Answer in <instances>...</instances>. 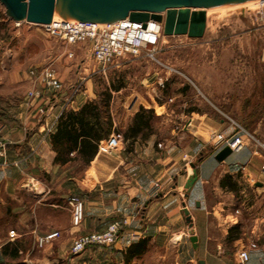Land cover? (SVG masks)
<instances>
[{"label":"crops","instance_id":"obj_1","mask_svg":"<svg viewBox=\"0 0 264 264\" xmlns=\"http://www.w3.org/2000/svg\"><path fill=\"white\" fill-rule=\"evenodd\" d=\"M73 47L76 50L75 57L84 49L90 53L86 43ZM66 56L59 54L56 48H51L49 52L40 51L37 59L31 61L35 68L52 65L56 69L63 86L54 90L35 84L29 74L31 69L27 72L26 67H23L27 63L22 64V59L16 61V55L10 56L8 67L3 66L5 63L1 64L0 140L6 143V151L4 157L0 156V209L4 210L5 215L18 213L21 224L30 218L34 220L31 229L23 227L19 235L27 231L34 236L55 230L61 231L62 236L66 233L81 235L101 232L111 222L127 218L128 225L114 247L90 257H97L104 262L102 264H110L112 257L122 256L141 237L167 235L171 231L169 227L181 224L183 216L187 222L185 210L188 209L195 229L193 234L198 237V244H202V251L206 254L204 264H238V252L236 263L221 254L210 252L214 249L211 243L215 235L210 215L215 214L220 220L222 216L217 210L221 209L222 218L227 223L223 231L225 240L229 230L239 225L241 238L230 243L239 251L243 247L249 248L256 241L258 247L250 249L247 264H264L263 158L260 153H256L254 142L255 139L264 141V134L260 136L257 130L252 129L255 123L237 125L233 120H217L198 109H187L177 115L184 119L186 127L178 133L172 131L171 135L178 139L173 142L165 137L163 130L175 114L172 103L182 94L172 92L174 84L170 80L171 74L158 78L155 73L148 79L154 81L145 85V94L136 93L132 97L131 104L126 106L127 115L122 116L114 109L115 93L121 92L123 88L114 92L112 103L114 126L118 132L124 135L142 107L154 111L150 131L146 129L145 135L138 137L131 151L127 147H120L112 157L98 153L84 170L87 179L81 181L70 174L75 164L60 166L55 163L56 152L52 148L51 134L57 131L58 120L64 110H78L97 96L88 69H83V76L74 78L71 56ZM23 82L29 84L24 96L19 91ZM34 88L40 90L41 95L30 102L27 94ZM39 107L45 109V116L39 115ZM155 119H160L161 128L156 127ZM220 133L242 136L248 145L239 153L233 152L222 162L216 159V155L224 147L211 145L210 152L203 156L206 135L210 138ZM124 144L127 145L123 141ZM239 167L245 168L249 178L255 176L256 179H252L250 184L254 195H246L241 203L235 205L233 197L236 187L233 180ZM195 173L197 179L189 185ZM210 182H215L216 192H226L232 196L231 202L226 205L227 209L223 207V201L214 203L207 199L206 186ZM156 183L160 184V191L152 197L150 191ZM72 185H79L87 191L88 211L86 213L85 203V218L80 227L73 226L71 217L59 221L54 213L60 205L58 201L49 199L64 197L63 194ZM42 206H49L50 209ZM215 245L221 251L222 243ZM55 254L50 248L42 254L30 247L26 249L25 260L20 264H58L59 259ZM83 257L84 254H73L70 262L93 264V260L91 262L89 259L79 261Z\"/></svg>","mask_w":264,"mask_h":264},{"label":"rangeland","instance_id":"obj_2","mask_svg":"<svg viewBox=\"0 0 264 264\" xmlns=\"http://www.w3.org/2000/svg\"><path fill=\"white\" fill-rule=\"evenodd\" d=\"M209 10L206 32L201 38L194 39L187 35H163L153 56L149 55V51L143 50L139 56L128 57L120 67H110L105 73L99 72L102 66L92 57L91 44L87 42L90 53H86L84 49L85 51H81L78 57H71V73H74V78H76V76L84 75L83 69H88L96 96L99 91L109 87L111 83L122 82L124 88L121 92L115 93L114 104L115 112L122 116L127 115L126 106L131 104V99L136 93L145 94V85L154 81V79L148 80L153 74L157 73L158 78L166 77L168 73L171 74L170 80L174 84L172 92L182 94L172 103L175 114L163 130L165 137L173 142L178 139L171 135L172 131L178 133L186 127L184 119L177 115L187 109H198L214 116L217 120L221 118L233 120L237 125L255 123L252 129L257 130L261 136L264 134V4L257 3L256 0H247L214 6ZM73 46L75 45H68L62 40L48 37L38 25L15 22L9 17L6 6L0 2V72H2V63H5L4 67H8L11 55H16V61L22 59V64L27 63L23 67H26L25 70L28 72L29 68L36 67L31 61L37 59L40 51L49 52L51 48H56L59 54L67 57L66 55L70 56L71 52L76 54ZM28 64L32 68L27 66ZM28 88L29 84L23 82L19 90L20 95L24 96ZM83 88L85 89V85ZM154 122L156 127H162L160 119H155ZM206 137L203 156L210 152L211 145H215L212 137L209 138L208 135ZM120 147L121 149L126 148L127 145L121 144ZM105 156L112 157L113 155L106 154ZM85 169L76 165L70 174L82 181L87 179ZM189 171H192L191 167ZM247 174L248 172L239 167L234 176L233 183L236 190L233 201L235 205L241 203L246 195H254L250 184L256 177L253 176L251 179ZM214 186L215 182H210L206 186L207 199L214 203L223 201V207L227 209L226 205L231 202L232 196L226 192H216ZM86 192V189L81 186L72 185L63 194L64 197L49 198L52 201H58L60 205L54 213L59 221L67 217L72 219L71 198L75 195L84 200L87 213ZM42 208L50 209L49 206H42ZM220 210H217V213L223 217V212ZM91 213L95 214V212ZM18 216V213L12 212L5 215L4 210L0 209V264L22 263L25 260L26 249L30 247L42 254L50 248L56 252L55 255L59 259L58 264H72L70 262L71 255H73L71 249L74 239L79 235L66 233L46 247L37 248L35 242L37 236L27 231L33 226L34 220L30 218L25 224H21ZM184 217L181 224H172L169 227L171 231L167 235L141 237L139 240L148 241V248L144 255L133 264H200V260H204L206 254L202 251V244H198L197 249H194L191 236L195 233V229L193 225L184 221ZM222 217L217 220L215 214L210 215V223L215 232L213 244L211 243L214 249L210 252L221 254L236 263L238 248L225 240L223 231L227 223ZM23 227H26L27 232L19 235ZM219 242L222 243L221 251H218L215 245ZM6 244H9L8 252L19 248L21 257L14 259L5 255L3 248ZM113 247L114 244L108 247H89L79 253L84 254L79 261L89 259L91 262L93 260V264H102L104 262L97 257L93 259L90 257H93L94 253H104ZM111 261L110 264H123V255L114 256Z\"/></svg>","mask_w":264,"mask_h":264},{"label":"built area","instance_id":"obj_3","mask_svg":"<svg viewBox=\"0 0 264 264\" xmlns=\"http://www.w3.org/2000/svg\"><path fill=\"white\" fill-rule=\"evenodd\" d=\"M261 2L264 0H260ZM263 3V2H262ZM44 33L51 38L59 39L68 45H77L80 43L91 44V52L94 60L101 65L99 72L105 73L110 67H120L122 62L128 57H137L143 50L149 51L153 56L157 47L160 45L163 37V23L150 20L146 26L143 23L132 22L128 18L116 22L100 23L92 21H74L62 17L53 18L49 24L38 25ZM73 53L70 56L73 57ZM30 77L35 84H39L47 90L60 89L63 85L59 81L57 71L52 65L42 68H32L29 71ZM41 91L37 88L30 90L27 98L30 102L38 99ZM39 115L45 116V109L39 107ZM246 135V134H245ZM217 148L229 146L234 153H239L247 145L248 141L242 136H226L224 134H213ZM255 139V138H254ZM124 141V135L121 132L112 133L108 139L103 140L98 145V153L113 154ZM256 153L262 155L261 172L264 174V142L257 139ZM6 143L0 140V156L4 157ZM245 171V168H242ZM160 191V184L156 183L150 191L153 197ZM72 224L74 227H80L85 218V202L79 196H72ZM128 225V219L123 218L111 222L108 227L101 232H92L81 234L74 239L72 245V254L76 255L85 251L89 247L101 246L108 247L115 244L125 226ZM61 231H49L36 237V247L44 248L47 245L60 239ZM257 242L254 241L251 246L243 247L238 251V264H247L250 260V249L257 248Z\"/></svg>","mask_w":264,"mask_h":264},{"label":"water","instance_id":"obj_4","mask_svg":"<svg viewBox=\"0 0 264 264\" xmlns=\"http://www.w3.org/2000/svg\"><path fill=\"white\" fill-rule=\"evenodd\" d=\"M247 0H0L15 22L35 25L49 24L55 15L74 21L100 23L129 19L146 26L150 20L163 23L164 36L187 35L201 38L207 28V9ZM233 152L229 146L221 149L216 159L224 161ZM197 179L196 173L189 185ZM186 220L192 226V216L185 210ZM194 249L198 237L191 236ZM200 264H204L201 260Z\"/></svg>","mask_w":264,"mask_h":264},{"label":"trees","instance_id":"obj_5","mask_svg":"<svg viewBox=\"0 0 264 264\" xmlns=\"http://www.w3.org/2000/svg\"><path fill=\"white\" fill-rule=\"evenodd\" d=\"M124 88L122 82L111 83L109 87L98 92L96 99L86 102L78 110H64L58 120L55 133L51 134L52 148L56 152L55 163L60 166L75 164L87 168L98 154V145L118 132L114 126L112 103L114 92ZM154 111L141 108L135 115L133 124L124 133V142L127 150L131 151L140 135H145V130L152 126ZM241 238L239 225L232 227L226 238L233 242ZM148 241L141 239L132 243L123 253V264H133L147 251ZM9 244L3 248L5 255L18 258L19 248L8 252ZM116 264V263H114Z\"/></svg>","mask_w":264,"mask_h":264},{"label":"bare ground","instance_id":"obj_6","mask_svg":"<svg viewBox=\"0 0 264 264\" xmlns=\"http://www.w3.org/2000/svg\"><path fill=\"white\" fill-rule=\"evenodd\" d=\"M250 1V0H249ZM256 2L257 3H260L261 1L260 0H256ZM263 2V4H264V1H262ZM237 6V5H236ZM234 7V6H233ZM230 8V7H229ZM237 8V7H236ZM219 9V8H218ZM231 10V9H230ZM209 14H210V10H209V8L207 9V19H208V16H209ZM57 17H60V16H58V15H55V17L54 18H57Z\"/></svg>","mask_w":264,"mask_h":264}]
</instances>
